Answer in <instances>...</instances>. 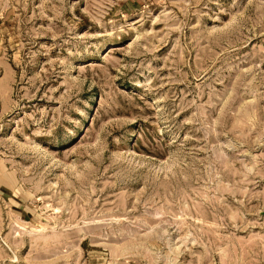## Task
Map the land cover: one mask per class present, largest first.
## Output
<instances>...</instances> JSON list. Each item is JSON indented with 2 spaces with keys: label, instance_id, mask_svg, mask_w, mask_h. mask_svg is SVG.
I'll list each match as a JSON object with an SVG mask.
<instances>
[{
  "label": "rangeland",
  "instance_id": "obj_1",
  "mask_svg": "<svg viewBox=\"0 0 264 264\" xmlns=\"http://www.w3.org/2000/svg\"><path fill=\"white\" fill-rule=\"evenodd\" d=\"M0 264H264V0H0Z\"/></svg>",
  "mask_w": 264,
  "mask_h": 264
}]
</instances>
